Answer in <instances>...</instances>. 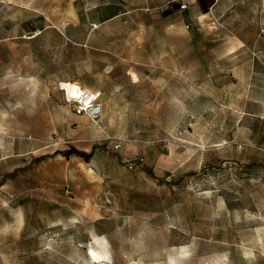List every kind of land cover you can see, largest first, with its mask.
<instances>
[{"label":"rangeland","instance_id":"obj_1","mask_svg":"<svg viewBox=\"0 0 264 264\" xmlns=\"http://www.w3.org/2000/svg\"><path fill=\"white\" fill-rule=\"evenodd\" d=\"M0 264H264V0H0Z\"/></svg>","mask_w":264,"mask_h":264},{"label":"bare ground","instance_id":"obj_2","mask_svg":"<svg viewBox=\"0 0 264 264\" xmlns=\"http://www.w3.org/2000/svg\"><path fill=\"white\" fill-rule=\"evenodd\" d=\"M73 99L77 100L83 108L90 107L91 103L96 100L97 96L91 92L82 90L80 87L75 86L72 90Z\"/></svg>","mask_w":264,"mask_h":264},{"label":"built area","instance_id":"obj_3","mask_svg":"<svg viewBox=\"0 0 264 264\" xmlns=\"http://www.w3.org/2000/svg\"><path fill=\"white\" fill-rule=\"evenodd\" d=\"M77 113L81 114L82 112H86L87 116L91 119V120H95L100 116L101 113V108L99 105L97 104H93L91 103L90 107L88 108H83L81 105H79L77 107ZM119 148V145L115 146V149L117 150Z\"/></svg>","mask_w":264,"mask_h":264},{"label":"trees","instance_id":"obj_4","mask_svg":"<svg viewBox=\"0 0 264 264\" xmlns=\"http://www.w3.org/2000/svg\"><path fill=\"white\" fill-rule=\"evenodd\" d=\"M61 154H62L63 156H65V157H70V156H72V155H76V156H79V157L85 158V157L88 156V155H85V154L82 153V152H79V151L75 150V149H70V150H68V151H64V152H62Z\"/></svg>","mask_w":264,"mask_h":264},{"label":"water","instance_id":"obj_5","mask_svg":"<svg viewBox=\"0 0 264 264\" xmlns=\"http://www.w3.org/2000/svg\"><path fill=\"white\" fill-rule=\"evenodd\" d=\"M198 1H199L200 6L204 12L207 11V6H212L214 4V0H206L207 3L205 0H198Z\"/></svg>","mask_w":264,"mask_h":264}]
</instances>
